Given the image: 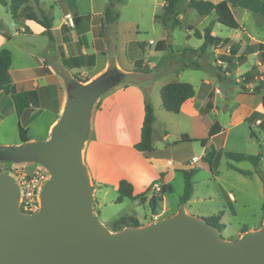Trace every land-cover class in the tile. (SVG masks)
Wrapping results in <instances>:
<instances>
[{
    "label": "crops",
    "instance_id": "1",
    "mask_svg": "<svg viewBox=\"0 0 264 264\" xmlns=\"http://www.w3.org/2000/svg\"><path fill=\"white\" fill-rule=\"evenodd\" d=\"M208 1L219 3L222 0ZM235 1L239 9L248 11L249 0ZM263 2L264 0H259L256 3V6H259V12H261ZM54 3L55 7H50L49 11L41 7V0L38 5H34L37 7L36 12L39 13L41 10L46 15L53 18V41H50L45 28L37 24L35 21L25 19L21 16L22 19L25 20V28L22 30L23 34L31 36L34 34L33 29L35 28L38 30V34H45L48 37L49 42L48 44H44L41 48L39 47V53L37 54H34L31 50L32 45L30 47L26 46V48L21 51L23 56L20 57L21 63L19 68L14 69V59L12 56V65L9 70L10 92L6 93L5 91H0V145L10 143L4 142L6 141L5 139L10 138L9 133L2 131L5 123H9L10 125L14 123L15 133H19L20 126L23 127L27 131L29 139L28 142L48 140L53 126L58 121H56L58 113L60 111L62 113L63 111L62 96L66 78L71 77L74 81L78 82H81L80 79L82 78L85 82L92 81L111 68L112 60L115 61L116 69L123 72L120 61H122V57L125 56V53L130 45H133L134 47L132 48H136V52L138 53L136 59H132L130 63L131 65L135 64L137 58L144 53V51L139 47V44L144 41L141 39L139 40V38L129 40L128 42L122 44L121 31L119 29V27H121L119 23L121 22V16L113 7L112 8L119 15V19L115 24H109L103 21V15L106 8L101 13L87 12L86 14L78 13L77 15H74L69 7L68 1L55 0ZM231 3L232 1L229 0L228 4L236 19V15L230 5ZM113 4L114 7H122L125 6V4L127 5V0L123 5H118L115 1ZM163 5L164 1H162L160 5V7H162L161 12H154L153 14L155 20L161 23L162 26V22L157 19L156 16L162 14ZM8 6H10V0ZM56 8L61 9L63 13L59 22L56 21L54 16ZM9 11L12 13L11 10ZM68 17L73 19V26L67 25ZM216 19L217 16L211 20V22H215V26L213 28L214 32H216V26L219 24H217ZM236 21L239 24V29L237 30H240L242 23L238 19H236ZM113 25H115L114 31H111L110 27ZM245 26L248 31L246 30L245 32V30H240L242 32L240 35L242 38H235H239L238 40L242 39L244 41L241 49L243 53L248 47H250V43L252 42L249 38H253V36L249 33V31H252L253 34L256 33L254 31H257L256 27L255 30H251L247 25ZM213 33L212 35H214V37L228 39L229 42L234 40L229 37H222L218 32H216L217 35ZM190 36L191 35L189 34L188 39L191 38ZM114 38L115 40H113ZM11 39L12 37L8 40L5 38H3V40L0 39V50L6 48ZM110 45L112 48H110ZM222 45L223 44H219L217 47ZM258 45H264V43L259 40V42L252 47L253 51L249 54L246 53V59L242 65H249L251 64V61H253V63L258 67H263L259 58L261 57V52H264V48L259 49ZM174 51L176 52L177 50ZM122 52L124 53V56L121 55ZM164 52L165 51L156 53ZM113 55L115 56V59L112 57ZM223 61L229 65H232L234 62L233 59L230 58ZM133 67L134 69L127 75H132L134 73L135 66ZM195 73L199 74L197 78L200 91H198V86H196L197 82H192L191 80L192 76H196ZM200 74L203 75L201 76ZM173 75L172 79H168L165 82H159L158 84H156V82L152 83L148 87L149 91L143 84L134 83L127 87L114 89V91L111 90L100 98L98 108H96L92 113L91 133L83 151L84 163L88 174L94 183L99 187L97 192H102L107 185L111 184L116 190L120 187H127L133 190L134 195H139L147 193L155 182H160L163 185L162 188L165 187L168 191V193L163 197V201L165 202L166 196L173 193V183L179 176L182 175L184 177V171L190 170L184 169L180 165L182 162L190 159L176 162L170 157L173 150L180 144H183V142L197 140L201 142L202 139H207L206 146H204L201 142L202 148L199 156L193 157H203L204 159L210 151H215V155L210 159L208 158L211 165L212 160L214 161L220 153H225L226 156V153L230 152H225L224 149L228 147L232 135L233 139H235V133L232 130L239 124L249 126L250 136L255 137L257 140L258 138L253 125L260 128L264 139V108L262 106V98L264 97L263 92H261V95H246L240 93L241 104L237 108H232L228 105V99L224 98L225 96L222 95L221 91L216 86L217 84L215 80H217V78L220 80V76L210 74L209 72L203 70V68L201 70L182 69ZM186 77H189V80H184ZM260 78L263 79V76ZM172 82L195 83L192 84L195 89L194 98L186 101L178 114L166 111L163 107L161 99V89L166 84ZM214 88L220 93L212 94L211 97V93ZM154 91L157 95L156 102H154L152 98ZM199 92L202 96L205 95V97L203 98L200 96ZM257 95L260 97L257 99L256 105H254L252 100L254 98L256 99V97L253 96ZM220 96L221 101L218 99ZM146 97H148L152 103L155 114V122L153 124L154 150L152 152H140L135 149V145L141 140V128L145 117ZM210 97L211 99H209L208 102L212 104V108L208 111L207 109L209 108L210 103L207 108L203 107V103ZM204 110L207 111H205V114H202V111ZM221 112H225V115L229 118V121L226 122V124L219 119ZM170 114H174L179 119L183 117L200 119L201 117L206 118L213 115L215 116V119L213 124H211V127H214V133L213 135H208L206 131L205 136L202 138H193L188 134V132L180 131L177 136L173 137L168 121L166 119H162V121L159 120V115L168 118ZM44 116L51 119V122L48 123V126H45L44 131L36 133L34 131V125L38 121H41ZM112 132L113 134H116L117 137L112 136ZM184 136H187L190 140H183ZM21 143L22 141L19 136L18 142L15 146L20 145ZM261 147L262 146H260V148ZM166 153L168 156H165ZM114 159L115 162L113 164ZM169 160H173L175 162L174 166L168 165ZM263 161L264 156L262 158L260 168L264 176V170L262 169ZM234 164L235 163L232 164L234 167L239 168ZM114 167H117L118 171ZM194 170H196L197 174L198 170L195 167ZM244 171L249 174L244 175L237 171L235 172L240 174L242 177L245 176L246 180H252L256 185H258L260 190V198L262 200V217L260 223L262 226L264 223V182L257 174L254 166L252 168H247V170ZM194 194L195 192L193 191L190 200L183 205L180 203L176 212L166 216L169 217L176 214L179 209L184 206L186 213L206 220L219 215L220 223L224 226V229L221 232L222 235L224 231L228 230V227L226 226L228 212L224 207L216 209L210 207L203 208L201 206L193 207V202H197L193 199ZM229 198L231 200L230 202L237 203V200L232 192H229ZM99 209H101L100 204ZM100 213L101 212L99 211L98 217H100ZM235 214L236 209L232 207L230 215L236 217ZM245 228L247 231H252L253 229L257 230L256 228L244 227L238 233V239L247 232H244Z\"/></svg>",
    "mask_w": 264,
    "mask_h": 264
},
{
    "label": "rangeland",
    "instance_id": "2",
    "mask_svg": "<svg viewBox=\"0 0 264 264\" xmlns=\"http://www.w3.org/2000/svg\"><path fill=\"white\" fill-rule=\"evenodd\" d=\"M4 1L7 4L6 6H3L0 0V39L3 40V38H5L8 40L12 37L6 48L11 51L14 59V69H16L20 67V57L23 56L21 51H23L26 46L30 47L32 45L31 50L34 54H37L39 53V47L41 48L44 44H48L49 39L45 34H38V30L35 28L33 29V35L26 36L23 34L22 30L25 28V20L22 19L20 10L13 8L11 3L10 6H8L9 0ZM66 1H68L69 7L74 15H77L78 13L86 14L87 12L101 13L105 10V8L113 7L121 16V22H119L121 27H119V29L121 31L122 44L137 38L144 41L139 44V47L144 51V53L137 58V60H141V63L137 68H135L132 75L127 74L134 69V64L131 65L130 63L132 59H136L138 56L136 48L134 49L132 48L134 46L130 45L125 53V56L122 52L121 55L124 57H122V61H120V63L123 69L122 71L126 73V77L122 79L116 87L111 89L113 91L114 89L127 87L134 83H141L148 88L152 83L156 82V84H158L159 82H165L168 79H172L174 76L173 74L182 70L185 64L193 65L194 63H198L206 72L220 76V80H218V78L215 80L217 84L216 86L219 88L222 95L225 96L224 98L228 99V105L232 108H237L241 104L240 93L246 95H261V92L264 93V52H261V57L259 58L263 67H258L253 63V61H251V64L249 65H242V59H246V54H244L241 50L244 41L242 39L238 40L239 38H242L240 36L242 33L241 31H248L245 26L247 25L251 30H255V27L257 28V31H254L256 32L254 34L252 31H249L253 38H249L247 36L249 40L252 41L250 43V47H254L259 40L264 43V17H262L261 12H259V6H256V3L259 0H249L248 11L239 9L236 1L231 0L232 3L230 5L236 15V19L242 23V27L240 29L241 31L230 29L217 23L216 32H218L222 37H229L234 40L227 44H223L220 47H217V45H209L205 52L202 53L198 49L203 44V40L201 41L197 39L194 36V32L190 30V27H193L203 33L209 26L211 20L217 16L214 12L208 15V17L201 16L194 9L189 8L188 6H183L178 12L179 18L181 19V25L174 30H167L153 17L154 12H161L162 7H160V5L164 0H127V5L125 4V6L122 7H114V0ZM54 2L55 0H41V7L49 11L50 7H55ZM32 4L33 3H31V5ZM35 7L36 6H34V10L36 11L37 7ZM9 10H11L12 13H10ZM54 16L56 21L59 22L63 16L62 10L56 8ZM114 26L115 25L110 27L111 31H114ZM213 32L214 29L212 33ZM216 32L214 33L216 34ZM189 34L191 35L190 39H188ZM212 36L214 37V35ZM236 37L239 38L235 39ZM113 40H115V38ZM152 40L153 43L151 44L150 41ZM161 40H164L167 44L172 45L173 50H166L164 53H156L158 52L156 50V46ZM110 48H112L111 45ZM188 49H195L196 51L193 52ZM174 50L177 51L175 52ZM112 57L114 58L115 56L113 55ZM229 58L234 61L232 65L224 63L223 61H226ZM115 65V61L112 60L111 70L116 69ZM195 74L196 76H192L191 80L192 82H197L196 86H198V91H200L197 78L199 74ZM200 75L202 76L203 74ZM261 76H263V79L260 78ZM184 80H189V77L184 78ZM80 81L85 82L83 78L80 79ZM67 82L71 84L76 81H74L71 77H68L66 78V83ZM66 83L64 82L63 87L62 110L68 99ZM216 93L219 94L220 92L216 91L214 88L212 90L211 97L212 94ZM199 95L202 96L200 92ZM202 97L204 98L205 95ZM211 97L208 99L206 98L207 102L205 101L203 103V107L207 108L210 103L208 101ZM253 97H256V99L254 98L252 103L256 105L257 99L260 96L257 95ZM152 98L153 101L156 102L157 95L155 91L152 94ZM218 99L221 101V96ZM99 100L96 102L93 111L98 108ZM225 114V112H221L219 115L220 121L224 124L229 121V118ZM60 115L61 111L58 113L56 121L60 118ZM162 119H166L168 121L173 137L177 136L180 131L188 132V134L193 138H202L205 136L206 131L208 135H212L214 133V127H211V124H213L215 119V116L213 115L206 118L201 117L200 119H193L191 117H183L179 119L174 114H170L168 118L159 115V120L162 121ZM49 122H51V119L44 116L41 121H38L34 125V131L36 133H41L44 131L45 126H48ZM3 128L4 129H2V131L7 132L10 135V138L5 139L6 141H4L10 143L3 145L15 146L19 139V133H15V124L13 123L10 125L9 123H5ZM253 128L259 141L255 137L250 136L249 126L239 124L232 130L235 133V139H233L232 135L229 145L224 149V151L237 152L245 155H257L259 152L264 153V139L262 131L255 125H253ZM90 133L91 130L82 151H84L85 145L90 137ZM112 136L117 137V135L113 134V132ZM260 146L262 147L260 148ZM201 148L202 144L198 140L183 142V144H180L173 150L170 157L176 162L191 159L193 156H199ZM165 156H168L167 153ZM114 162L115 159L113 160V164ZM233 163L243 170L253 167L252 163L249 161H242L241 163L232 162L226 158L225 153H220L214 161L212 160L211 165L203 159V157H201L200 161L195 166L198 172L193 179L195 189L193 199L197 201L193 202V207L201 206L203 208L210 207L214 209L224 207L228 212V218L226 220L228 230L222 233V237L227 240H237L238 233L244 227L260 229L262 217V200L260 198L258 185L250 179L246 180L245 176L242 177L234 170H231L228 165ZM22 165L26 164H17L0 159V174H7L14 178L17 170L16 167H20ZM114 168L117 170V167ZM262 169L264 170V161ZM90 180L94 189V215L104 222L110 232H116L112 230V226L114 221L119 219H124L131 226H134L137 223L140 227H142L148 226L159 219L167 217L166 215L176 212L179 208L180 197L183 195L185 187L184 177L181 175L173 183V193L166 196L165 202L163 201L164 195L161 191L158 192L151 187V189L145 193L141 199H126L122 204H117L116 200L118 198V192L113 185H107V187L99 193L97 192V189L99 188L98 185L94 183L91 177ZM229 192H232L235 196L237 203L230 202ZM151 199H156L154 209H152L150 205ZM99 204L101 209H99ZM232 207L236 209V217L230 215ZM99 211L101 212L100 217H98Z\"/></svg>",
    "mask_w": 264,
    "mask_h": 264
},
{
    "label": "water",
    "instance_id": "3",
    "mask_svg": "<svg viewBox=\"0 0 264 264\" xmlns=\"http://www.w3.org/2000/svg\"><path fill=\"white\" fill-rule=\"evenodd\" d=\"M125 77L110 68L89 82H67L68 99L48 140L0 145V159L39 164L50 173L40 210L32 214L20 209L16 180L0 174V264H264V223L227 240L184 207L116 232L94 215L82 150L96 102Z\"/></svg>",
    "mask_w": 264,
    "mask_h": 264
},
{
    "label": "trees",
    "instance_id": "4",
    "mask_svg": "<svg viewBox=\"0 0 264 264\" xmlns=\"http://www.w3.org/2000/svg\"><path fill=\"white\" fill-rule=\"evenodd\" d=\"M40 0H10L11 6L16 10H20V15L28 20L35 21L37 24L41 25L46 30L47 36L50 38V41H53L52 35V27H53V18L46 15L43 11L36 12L34 10V5H38ZM118 5H123L126 3V0H114ZM229 0H222L219 3H213L208 0H164L163 12L160 15H157L156 18L159 19L165 29L174 30L181 25V20L179 18L178 12L183 6H188L189 8L194 9L201 16H208L213 12L216 13L217 19L216 22L230 29L237 30L239 29V24L236 21L231 8L228 4ZM2 4L6 6V2L1 0ZM31 3H33L31 5ZM261 14L264 17V2L261 8ZM119 19V15L112 7H107L104 15L103 21L109 24H115ZM215 22H211L209 26L204 30L203 33L190 27V30L194 32V36L203 40V44L200 46L198 50L205 52L209 45H219V44H227L229 42L228 39H221L219 37H213L212 31L214 28ZM259 49L264 48V45H258ZM173 46L167 44L165 41H160L156 50L158 52H163L166 50H172ZM193 52L196 51L194 49ZM252 47H248L244 54H249L252 52ZM245 62L244 59L241 61ZM141 63V60H137L134 64L135 68H137ZM12 65V55L11 52L4 48L0 50V91H5L6 93L10 92V75L9 70ZM183 69H193V70H201L202 67L198 63H194L193 65L185 64ZM195 89L190 83L183 82H172L168 83L161 89V99L163 103V107L166 111L178 114L180 113L183 104L189 99L194 98ZM262 106L264 108V97L262 98ZM212 108V104H209L208 111ZM202 111V114H205V111ZM155 122V114L154 108L148 97H146L145 101V117L141 128V140L135 145V149L140 152H152L154 150L153 147V124ZM213 135V134H212ZM19 136L22 142L29 141L27 136V131L23 127H19ZM183 140L189 141L190 139L187 136L183 137ZM202 144L206 146L207 139L201 140ZM215 155V151H210L204 159L210 163L209 159ZM264 154L259 152L257 155H245L241 153H233L227 152L226 158L233 162H242L249 161L256 168L257 174L264 181V176L261 172V161ZM209 158V159H208ZM228 167L234 169L235 171L242 173L244 175H248L244 170L234 167L232 164H229ZM185 178V187L184 193L180 197V203L183 205L188 200H190L193 191H194V183L193 177L196 174V170L192 169L189 171H184ZM118 198L116 200L117 204L123 202L124 199L130 200H139L145 194L134 195L132 189L127 187H120L118 190ZM161 193L163 195L167 194L168 191L164 188L161 189ZM156 204V199L150 200V205L152 209H154ZM209 223L216 226L221 232L224 229V226L220 223V216H215L207 219ZM131 226L124 219H119L114 221L112 230L118 231L122 230L125 227ZM135 227H139V224H135ZM247 229H244L246 232Z\"/></svg>",
    "mask_w": 264,
    "mask_h": 264
},
{
    "label": "built area",
    "instance_id": "5",
    "mask_svg": "<svg viewBox=\"0 0 264 264\" xmlns=\"http://www.w3.org/2000/svg\"><path fill=\"white\" fill-rule=\"evenodd\" d=\"M67 25L73 26V19L67 18ZM152 44L153 41H150ZM200 157H192L190 160L182 162L180 165L184 169H194L200 161ZM173 160L168 161L169 166H174ZM16 180L20 188V209L23 213L32 214L40 210L41 207V190L46 181L50 177V173L41 165L29 163L16 167ZM163 185L160 182H155L152 188L158 192L161 191Z\"/></svg>",
    "mask_w": 264,
    "mask_h": 264
}]
</instances>
